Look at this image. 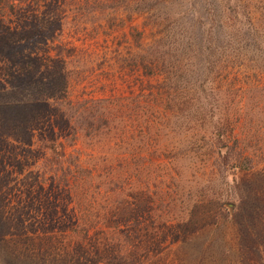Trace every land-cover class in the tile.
I'll return each mask as SVG.
<instances>
[{
    "label": "trees",
    "instance_id": "trees-1",
    "mask_svg": "<svg viewBox=\"0 0 264 264\" xmlns=\"http://www.w3.org/2000/svg\"><path fill=\"white\" fill-rule=\"evenodd\" d=\"M27 1L0 0V9L7 10L0 14V48L5 57L0 89L6 92L0 94V101H5L0 102V248L17 264H148L147 240L139 237L140 226H147L142 222L133 226L110 216L116 189L109 185L127 176L131 168L127 158L106 160L109 172L100 182L96 180L97 195L102 193L106 203L99 206L90 191L95 167L84 169L81 157L67 150L76 135L69 121V69L61 46L45 47L42 53L26 43L33 32L25 29L29 21L21 20L17 11ZM149 2V25L154 32L138 66L145 75L159 78L151 104H161L168 127L173 119L180 134L189 137L184 142L205 157L203 168L209 169L205 182L209 184L213 175L228 171L234 175L231 183L250 187L247 193L251 195L238 201L240 194H230L231 202L240 203L247 211L239 218L240 235L233 241L261 258V236L253 226L264 190L252 188L264 182V175L255 167L257 159L245 144L253 136L252 127L250 133H238V125L252 119L253 112L236 107L227 91H215L209 82L215 81L213 73L220 76L229 58L254 49L249 42L253 38L264 56V27L257 31L249 18L247 27H231L225 32L227 38L221 35L227 44L215 45L220 39L203 32L160 28L168 19L159 15L152 0ZM33 18L39 22V16H27L30 22ZM134 36L139 47L141 32ZM257 69L264 72V59ZM203 74L206 76L199 78ZM262 102L256 100V105ZM198 134L201 136L193 138ZM164 197L168 208L162 215L167 218L164 226L170 236L163 246L176 243L178 250L188 247L189 255L200 261L208 246L198 239V223L190 216H176V199ZM218 197L213 199L220 207L224 202ZM93 210H98V221L91 220ZM149 216L159 218L156 209Z\"/></svg>",
    "mask_w": 264,
    "mask_h": 264
},
{
    "label": "rangeland",
    "instance_id": "rangeland-1",
    "mask_svg": "<svg viewBox=\"0 0 264 264\" xmlns=\"http://www.w3.org/2000/svg\"><path fill=\"white\" fill-rule=\"evenodd\" d=\"M152 3L157 5L159 15L168 19L160 28L203 32L207 37L220 39L215 45L227 44L221 35L225 36L231 27H247L249 18L257 31L264 27V0H152ZM149 5V0H28L18 9L21 20L29 21L25 29L33 32L26 39L30 47L42 53L45 47L63 48L72 100L69 121L76 131L67 150L81 157L84 169L95 167L90 191L99 206L106 203L102 193L97 195L96 180L100 182L109 172L106 160L127 158L129 173L109 185L116 189L112 199L115 209L110 216L133 226L138 222L147 226H140L139 237L147 240L148 264H264V195L253 226L256 235L261 236L259 258L233 241L240 235L239 218L247 211L240 203H232L230 194H240L238 201L251 195L247 193L250 187L231 183L234 175L228 171L213 175L209 184L205 182L209 172L203 168L205 157L184 142L189 137L180 134L173 119L168 127L161 104H151V93L156 90L159 78L145 75L138 66L154 32L150 31ZM6 11L0 9V14ZM32 14L39 16L38 23L35 18L31 22L27 19ZM137 32H141L139 47L134 36ZM249 42L254 49L244 51L238 58H229L220 73L223 78L213 73L215 81L209 82V87L227 91L236 107L253 112L252 119L238 125V133H250L252 127L253 136L245 144L257 159L255 167L264 175V72L257 69L264 56L261 49H256L254 38ZM1 50L2 78L5 57ZM51 52L54 54L52 49ZM1 93L6 94L0 89ZM256 100L263 102L256 105ZM217 171L214 168V174ZM261 187L264 190L263 181L252 189ZM165 194L176 199L173 207L176 216H190L198 223V239L208 246L200 261L189 255L188 247L178 250L176 243L163 246L166 236H170L164 226L167 218L162 215L168 208ZM218 196L224 202L220 207L213 199ZM153 209L158 219L149 216ZM97 213L98 210L92 211L91 220H99ZM157 222L160 224L151 228ZM0 264L17 262L0 248Z\"/></svg>",
    "mask_w": 264,
    "mask_h": 264
}]
</instances>
